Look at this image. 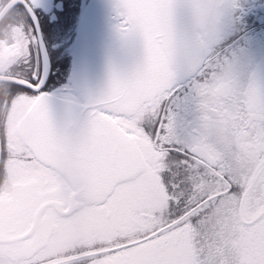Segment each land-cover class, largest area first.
Instances as JSON below:
<instances>
[{
	"label": "snow or ice",
	"instance_id": "snow-or-ice-1",
	"mask_svg": "<svg viewBox=\"0 0 264 264\" xmlns=\"http://www.w3.org/2000/svg\"><path fill=\"white\" fill-rule=\"evenodd\" d=\"M15 3L27 23L13 25L11 79L0 80V183L27 170L43 198L25 205L0 190V264H264V82L237 77L225 39L242 23L240 0H114L115 30L141 57L110 73L83 120L53 118L43 91L52 77L39 67L51 30L71 23L72 0L54 25L38 20L40 0L7 11ZM200 16L213 18L210 32ZM13 108L26 113L28 141L5 129ZM224 127L255 160L243 178L224 157ZM45 210L69 239L57 255L32 249V217Z\"/></svg>",
	"mask_w": 264,
	"mask_h": 264
},
{
	"label": "flooded vegetation",
	"instance_id": "flooded-vegetation-1",
	"mask_svg": "<svg viewBox=\"0 0 264 264\" xmlns=\"http://www.w3.org/2000/svg\"><path fill=\"white\" fill-rule=\"evenodd\" d=\"M11 0H0V77L11 79L4 75L8 68L7 56L14 51L15 27L19 19L25 18L23 3H15L7 11ZM56 3V8L50 6ZM184 0H176L177 4ZM75 12L71 23L63 30L52 29L55 35L45 39L46 52L43 56L47 60V67L39 65L41 76L45 83L48 77L52 82L43 91L49 98H54L60 103L77 107L83 111L86 118L87 108L92 101L102 95L108 87L111 72L121 75L130 73L138 64L141 50L136 41H122L115 30V13L113 11L114 0H72ZM245 12L242 23L231 27L226 35L233 37L230 47L236 51L234 72L238 78L247 80L255 79L264 82V0H240ZM63 10V0H40V7L35 11L41 24L54 25L60 18L56 12ZM177 25L184 28L186 18L182 10L178 11ZM182 16L184 17L182 19ZM194 23L199 25L201 18ZM43 33V27L41 28ZM11 41L12 43H8ZM56 64L53 67V64ZM62 65V66H61ZM182 71V70H181ZM20 110L13 108L4 121L5 129L17 133L19 122L25 116ZM212 120H216L215 114ZM19 136V135H18ZM223 143L221 148L225 159L232 165L238 178H243L251 173L256 164L249 153L240 148L232 135L231 129H222ZM20 137V136H19ZM23 159V155L17 156V160ZM6 165V170H7ZM0 190L9 194H18L22 204H28L29 197L36 194L41 199L43 193L39 189L36 179L27 171L5 178L0 183ZM32 224L34 228V243L32 249L38 256L57 255L63 238L68 240L63 227L56 220L51 210L37 211L33 214ZM39 264H48L47 260H41Z\"/></svg>",
	"mask_w": 264,
	"mask_h": 264
},
{
	"label": "water",
	"instance_id": "water-1",
	"mask_svg": "<svg viewBox=\"0 0 264 264\" xmlns=\"http://www.w3.org/2000/svg\"><path fill=\"white\" fill-rule=\"evenodd\" d=\"M177 16H178V14H177ZM183 18L184 17L182 16V19ZM176 19H177V17H176ZM49 110H50V113L52 114L54 119H60V118L71 117V116H75L81 120L84 119L82 110H80L76 106L70 107V106L64 105L54 98L49 99ZM18 134H19L20 138H22L24 141H28L30 138V133L28 131V125H27V121H26V115L20 121V123L18 125Z\"/></svg>",
	"mask_w": 264,
	"mask_h": 264
},
{
	"label": "clouds",
	"instance_id": "clouds-1",
	"mask_svg": "<svg viewBox=\"0 0 264 264\" xmlns=\"http://www.w3.org/2000/svg\"><path fill=\"white\" fill-rule=\"evenodd\" d=\"M213 18L210 16H207L206 18H201L200 23L197 27L200 28L203 32H210L213 26Z\"/></svg>",
	"mask_w": 264,
	"mask_h": 264
},
{
	"label": "rangeland",
	"instance_id": "rangeland-1",
	"mask_svg": "<svg viewBox=\"0 0 264 264\" xmlns=\"http://www.w3.org/2000/svg\"><path fill=\"white\" fill-rule=\"evenodd\" d=\"M245 172H241L240 175L243 177ZM66 238H63L59 247L57 248L58 252H53L54 254H59L60 252H62L63 250H65V248L67 247V245L69 244V239L67 241H65Z\"/></svg>",
	"mask_w": 264,
	"mask_h": 264
}]
</instances>
